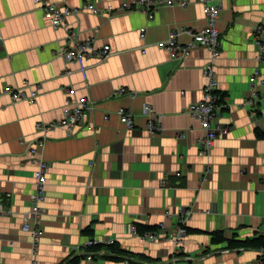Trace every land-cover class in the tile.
<instances>
[{"label":"crops","instance_id":"obj_1","mask_svg":"<svg viewBox=\"0 0 264 264\" xmlns=\"http://www.w3.org/2000/svg\"><path fill=\"white\" fill-rule=\"evenodd\" d=\"M104 8L122 0H49ZM220 5V46L213 59L215 89L224 95L213 127L219 134L207 153L199 150L203 129L188 106L203 98L204 67L212 54L196 46L173 58L157 42L176 34L191 41L205 24L202 6L158 7L68 16L67 27L52 28L34 0H0V264H125L103 256L87 258L84 243H118L146 263L255 264L259 251L229 248L227 241L264 234V0H212ZM260 32H256V28ZM144 33L141 34V29ZM109 46L105 58L65 61L57 55L67 30ZM143 35V36H141ZM261 74L249 100L250 76ZM36 90L33 103L13 100L9 90ZM124 90V91H121ZM70 100H90L84 124L39 131L36 124L63 118ZM161 115L160 129H145L143 106ZM134 117L131 129L117 110ZM226 108V109H225ZM226 128L225 133H221ZM43 143L36 155L30 147ZM45 161V197L35 242L21 224L34 205V171ZM189 217L182 244L167 235ZM136 224L157 227L155 241L134 234ZM92 236L84 235L85 229ZM222 231L226 241L212 243Z\"/></svg>","mask_w":264,"mask_h":264},{"label":"built area","instance_id":"obj_2","mask_svg":"<svg viewBox=\"0 0 264 264\" xmlns=\"http://www.w3.org/2000/svg\"><path fill=\"white\" fill-rule=\"evenodd\" d=\"M35 4L42 9L43 15L47 20V23L52 28L67 27L66 19L68 16H77L83 12H90L92 14L107 13L113 14L116 11H132L140 10L149 17L153 16V12L161 6H172V5H188L190 2L199 3L202 6V11L205 17V24L199 29L192 31L191 41L189 43L182 44L177 40L176 34H171L166 40L157 42V46L164 48L168 51L169 55L173 58L186 57L190 54L192 48L196 46H201L211 52L212 61L206 64L204 67V74L206 75L208 82L203 88V98L201 100L192 102L188 108V114L199 122L200 127L203 129V135L198 138L199 150L202 153H207L214 144L217 138L219 128L213 127V120L216 110L224 108V104L220 103V95L215 89V71L213 59L217 50L220 46V32L217 27V21L220 15V5L215 4L212 0H122L118 6H113L109 4L108 6L101 8L97 4L92 2H85L77 7L63 6L60 7L56 3L49 0H34ZM256 32H260V28H256ZM144 33V29H141V34ZM143 36V35H141ZM260 52L264 53V42H257ZM109 54V46L103 45L102 47H96L91 38H80L76 35L75 31L70 29L67 30L64 42L58 46L57 55L64 58L65 61H76L82 60L87 57H98L105 58ZM259 82L262 83L261 74L259 71L255 70L250 76V101L257 96V86ZM124 91V90H121ZM10 96L13 100H24L29 103H33L37 97V91H26V90H9ZM94 111V104L90 100H70L68 96V101L63 109V118L58 121L49 123H39L36 124V129L39 131L49 130L56 127H63L67 131H71L73 127L79 124H84L85 114L92 113ZM120 121L126 126V128L131 129L134 126V117L131 112L127 111L125 108H119L117 110ZM143 114L145 116V129L149 133H153L160 129V119L161 115L155 112L152 107L148 104L143 106ZM221 133L227 131L226 128L221 130ZM43 138L40 137L36 140L34 145L30 147V154L36 155L38 153V146L43 143ZM48 164L39 159L38 166L34 171V188L35 191L31 196L34 203L31 211L27 216H25L22 224L21 230L30 234L31 238L36 242L42 235L41 226H39L40 221V208L41 202L45 197V188L47 183L46 170ZM4 199L0 197V215L5 212L4 209ZM189 217V212H184V217L181 219L180 225L173 231H171L166 239L171 242L175 248H179L182 244L187 232L184 226V222L187 221ZM134 234L136 233L135 226H131ZM139 235V234H138ZM142 239L148 241H155L157 236L154 233H144L140 236ZM102 241L96 240L94 238H89L84 243V248ZM87 258H91L94 252L86 251ZM125 264H134L131 261H124ZM141 264H159L142 262ZM170 264H175L171 262ZM255 264H264V249L259 250V254Z\"/></svg>","mask_w":264,"mask_h":264},{"label":"trees","instance_id":"obj_3","mask_svg":"<svg viewBox=\"0 0 264 264\" xmlns=\"http://www.w3.org/2000/svg\"><path fill=\"white\" fill-rule=\"evenodd\" d=\"M216 92L220 95V103L224 102V95H222L219 91L216 90ZM256 134L259 138H264V132L260 130H256ZM157 227L155 226H146L141 224H136L135 229L136 233L144 234L148 232H153L156 230ZM186 232L188 233L187 228L185 227ZM93 230L91 229H85L83 231L84 235H93ZM212 243H221L226 241L224 238L222 231H214L212 234ZM112 243H97L89 246L88 252H94V254L91 255V258L94 259L95 257L103 256L106 259L109 260H118L121 259L122 261H131L134 264H141L144 261H141L140 259H137L129 254H127V251L120 249L118 243L115 241H111ZM227 246L229 248H241V249H255V250H262L264 249V234L257 233L252 238H243L239 239L236 235H234L232 238H230L227 241ZM104 250V251H103ZM82 256H77L72 259H70L66 264H77L81 259H83Z\"/></svg>","mask_w":264,"mask_h":264},{"label":"bare ground","instance_id":"obj_4","mask_svg":"<svg viewBox=\"0 0 264 264\" xmlns=\"http://www.w3.org/2000/svg\"><path fill=\"white\" fill-rule=\"evenodd\" d=\"M185 7V6H184ZM144 29V28H143ZM221 103H222V101H221ZM225 103V102H224ZM226 109V108H225ZM104 251V250H103Z\"/></svg>","mask_w":264,"mask_h":264},{"label":"clouds","instance_id":"obj_5","mask_svg":"<svg viewBox=\"0 0 264 264\" xmlns=\"http://www.w3.org/2000/svg\"><path fill=\"white\" fill-rule=\"evenodd\" d=\"M259 251V250H258Z\"/></svg>","mask_w":264,"mask_h":264}]
</instances>
